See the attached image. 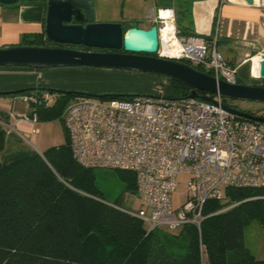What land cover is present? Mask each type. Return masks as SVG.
<instances>
[{
  "label": "built area",
  "instance_id": "1",
  "mask_svg": "<svg viewBox=\"0 0 264 264\" xmlns=\"http://www.w3.org/2000/svg\"><path fill=\"white\" fill-rule=\"evenodd\" d=\"M242 2L264 9V0L255 5ZM147 18L158 28L159 57L187 63L217 81L238 84V69L218 50V36L183 34L173 8H158ZM164 34L172 53L164 48ZM211 97L216 106L181 95L169 97L160 88L151 97H80L62 116L81 166L136 173L142 208L138 213L124 211L141 220L148 233L176 232L186 226L201 233L208 201L225 203L228 189L264 190V122L229 113L221 95ZM24 102L29 107L48 105L50 95L25 96ZM23 119L39 122L37 115ZM0 125L8 134L16 131L4 120ZM183 174L189 177L188 199L176 208L177 178ZM200 249L204 261V247Z\"/></svg>",
  "mask_w": 264,
  "mask_h": 264
},
{
  "label": "trees",
  "instance_id": "2",
  "mask_svg": "<svg viewBox=\"0 0 264 264\" xmlns=\"http://www.w3.org/2000/svg\"><path fill=\"white\" fill-rule=\"evenodd\" d=\"M47 1L21 0L16 6L47 7ZM174 1L184 9L182 13L189 11L186 0L159 3L171 8L166 6ZM131 27L127 24L124 30ZM179 28L183 34H194L183 23ZM23 45L48 44L36 34L25 36ZM170 82L179 95L189 97L188 87ZM45 92L58 99L53 107L31 105L30 117L37 115L39 122L61 117L68 102L77 97L47 88L16 94L36 98ZM131 97L135 96L106 95L105 99ZM9 136L0 125V264H264V258L257 259L246 246V230L255 222L263 228L264 241V190L228 189L225 203L205 204L201 233L186 226L170 238L157 231L148 233L141 220L106 202L96 186L95 169L74 158L68 133L65 145L42 154ZM116 171L127 190L137 194L136 173Z\"/></svg>",
  "mask_w": 264,
  "mask_h": 264
},
{
  "label": "water",
  "instance_id": "3",
  "mask_svg": "<svg viewBox=\"0 0 264 264\" xmlns=\"http://www.w3.org/2000/svg\"><path fill=\"white\" fill-rule=\"evenodd\" d=\"M21 0H0L3 6ZM255 5L257 0H242ZM47 46H6L0 48V68H96L138 71L164 76L189 88V98L216 106L212 95L264 103V86L229 84L195 69L187 63L159 57L157 26L131 27L121 22H97L93 0H48L45 18ZM57 46V47H52ZM74 47V48H69ZM85 48V49H79ZM87 49V50H86ZM114 51V52H95ZM124 53H119L122 51ZM259 79L264 80V54L259 56ZM16 92L1 93L13 95ZM77 97L95 98L81 93ZM106 95L99 99H105ZM223 108L250 121L264 122L225 104ZM139 198V195L137 196Z\"/></svg>",
  "mask_w": 264,
  "mask_h": 264
},
{
  "label": "rangeland",
  "instance_id": "4",
  "mask_svg": "<svg viewBox=\"0 0 264 264\" xmlns=\"http://www.w3.org/2000/svg\"><path fill=\"white\" fill-rule=\"evenodd\" d=\"M95 7V15L97 22H121L124 25L131 24L137 28L151 27L147 16L156 11L161 6L159 0H93ZM189 11L183 12V8H179L178 2H172L171 7L176 12L177 27L180 30V24L192 27V12L200 6L199 2H204L210 6L209 0H186ZM187 8V7H186ZM215 31L219 32L218 22ZM181 31V30H180ZM221 41L222 39L219 38ZM219 44L218 50L225 56L226 49ZM263 53H259L260 56ZM235 63V61H234ZM238 66V64H236ZM197 68V67H196ZM44 71L56 72L58 75H49L48 79L52 89L62 92H74L89 95L92 97H100L104 95H130V96H154L157 88L163 90L165 95L177 96L179 93L172 87L170 79L153 73H145L138 71H125L115 69H96V68H58V69H42ZM57 70V71H51ZM249 66H241L237 75L240 84H248L249 82ZM56 75V74H55ZM261 82H264L262 80ZM56 87H64L56 88ZM50 95L49 106H54L58 96ZM213 96V95H212ZM79 97H74L67 106ZM224 103L233 107L238 111L248 113L253 116H264V103L245 100H235L223 97ZM11 125V124H9ZM38 133L25 132L23 130L14 131L9 140L14 138L21 139L24 145L44 153L53 147H60L67 143V131L63 121V116L46 122H39L36 125ZM22 133L25 138H23ZM96 186L103 194L107 203L117 206L122 210L138 213L142 208V203L135 194L127 190L126 184L120 179L116 170L95 169ZM188 180L187 175H180L177 178L176 192L174 193V205L176 208L182 207L188 199ZM149 213V211H148ZM160 235L168 234L170 238L180 233L179 231L170 232L168 230H157ZM246 246L256 256L257 259L264 258V241L263 228L255 222L246 230Z\"/></svg>",
  "mask_w": 264,
  "mask_h": 264
},
{
  "label": "crops",
  "instance_id": "5",
  "mask_svg": "<svg viewBox=\"0 0 264 264\" xmlns=\"http://www.w3.org/2000/svg\"><path fill=\"white\" fill-rule=\"evenodd\" d=\"M209 1L210 6L199 2L198 5L203 6L193 10V29L190 28L187 32L206 38L215 36L221 38L219 44L226 49L225 58L228 64L236 67L238 74L241 66H249L248 84L261 85L262 80L254 76L253 59L264 52V9L245 6L241 0ZM45 18L46 7L41 4L20 6L0 4V48L23 45V39L27 35L42 34L45 39ZM214 20L219 25L217 33ZM149 28L151 27L144 29ZM51 74L58 75L56 72L42 69L0 68V120L11 124L16 131L35 133L39 122L34 124L23 119L32 114L31 106L24 102L26 95L1 93L49 88L52 86L48 79ZM20 135L25 138L22 133Z\"/></svg>",
  "mask_w": 264,
  "mask_h": 264
},
{
  "label": "bare ground",
  "instance_id": "6",
  "mask_svg": "<svg viewBox=\"0 0 264 264\" xmlns=\"http://www.w3.org/2000/svg\"><path fill=\"white\" fill-rule=\"evenodd\" d=\"M163 40H164V48L166 49L167 53H172V49H170V47L168 46V38L166 36V34L163 35ZM253 64H254V76L255 78H259V69H260V60H259V56H256L253 59Z\"/></svg>",
  "mask_w": 264,
  "mask_h": 264
},
{
  "label": "flooded vegetation",
  "instance_id": "7",
  "mask_svg": "<svg viewBox=\"0 0 264 264\" xmlns=\"http://www.w3.org/2000/svg\"><path fill=\"white\" fill-rule=\"evenodd\" d=\"M124 27H125V25H124ZM52 47H57V46H52ZM69 48H74V47H69ZM79 49H82V48H79ZM91 51H95V52H114V51H98V50H91ZM119 53H124V52L120 51ZM261 85L264 86V82H262Z\"/></svg>",
  "mask_w": 264,
  "mask_h": 264
}]
</instances>
